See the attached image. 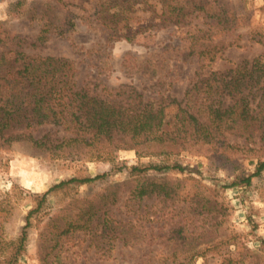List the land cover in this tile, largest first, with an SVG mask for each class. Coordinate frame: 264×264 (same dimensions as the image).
<instances>
[{
    "label": "rangeland",
    "instance_id": "rangeland-1",
    "mask_svg": "<svg viewBox=\"0 0 264 264\" xmlns=\"http://www.w3.org/2000/svg\"><path fill=\"white\" fill-rule=\"evenodd\" d=\"M68 18L74 26L69 27ZM0 22L27 37H34L48 23L47 40L39 46L26 44L27 53L73 59L79 85L88 81L100 83L99 88L130 84L150 99L170 95L181 100L199 67L196 51L206 45L228 44L223 57L211 65L222 72L245 59L262 56L264 60V0H0ZM49 129V125L39 126L34 135ZM258 146L259 142L254 145ZM258 155H264V150L238 152L233 161L223 163L188 151L140 157L133 149H119L93 159L51 158L29 141L16 140L10 149L0 150V212L7 214L3 234L8 240L17 237L26 215L40 202L18 264H205L201 256L173 258L167 234L180 225L184 234L199 233L194 237L199 236L201 249L210 246L204 243L209 237L222 244L207 253L208 264L219 263L220 252L228 250L240 260L238 264H264V171L253 176L250 184L243 180L255 171ZM173 162L186 170L149 173L174 182L175 202L144 199L141 205H148V213L139 216V223L145 227L137 224L136 231L128 233L136 236L127 241L118 238L110 251L103 252L83 234H58L59 226L64 227L63 215L75 217L81 205L112 183L122 184L112 208L114 216L133 218L126 206L130 184H124L130 167ZM103 173H107L103 179L68 183L43 198L62 180ZM52 217L58 225L47 223ZM117 226L121 231L122 225Z\"/></svg>",
    "mask_w": 264,
    "mask_h": 264
},
{
    "label": "trees",
    "instance_id": "trees-1",
    "mask_svg": "<svg viewBox=\"0 0 264 264\" xmlns=\"http://www.w3.org/2000/svg\"><path fill=\"white\" fill-rule=\"evenodd\" d=\"M66 21L69 27L74 26L71 18ZM49 31L48 23H44L34 37H27L12 32L0 22V150L10 149L16 140H27L51 158L93 159L99 153L133 149L140 157L169 156L188 151L217 158L223 163L233 161L238 152L264 150L262 56L245 59L222 72L211 65L218 57H223L228 44L206 45L196 51L199 67L181 100L170 95L150 99L142 89L130 84L99 88L100 83L88 81L79 85L73 59L29 54L24 50L26 44H43ZM60 33L65 32L60 30ZM42 125H49L50 129L39 137L35 136L34 130ZM230 136L234 139L231 140ZM237 139L243 142H236ZM258 142L260 146L254 147ZM256 157L255 171L243 178L247 184L251 183L253 176L264 171V155ZM130 169V178L124 184H130L126 206L133 218L114 216L112 208L119 201L122 184L112 183L81 205L75 217L63 215L64 227L59 226L58 234H83L98 250L110 251L114 240L127 241V237L136 236V232L128 233L132 229L136 231L137 224L145 227L143 222L139 223V216L148 213V205H141L144 199L160 197L167 201L173 198L175 202L177 190L174 182L165 177L159 180L149 171L184 172L186 167L173 162L134 165ZM105 175L107 173L62 180L50 187L43 198L49 191L65 184L91 183ZM40 207L39 202L28 212L21 232L10 240L3 234V220L7 214L0 212V264H18L26 249L31 216ZM204 207H207L206 203ZM2 208L0 206V211ZM54 221L52 217L47 223L51 226L59 224ZM117 225H122L121 231ZM42 231L46 236V229ZM184 231L185 227L180 225L167 234L174 259L180 255L201 256L208 264L207 253L222 247L209 237L204 243L210 246L201 249L197 241L199 236L194 237L199 233L191 230L184 234ZM204 236L201 238H206ZM262 244L264 246V240ZM220 255L222 260L216 264H238L240 261L229 250L220 252ZM174 262L163 264H183Z\"/></svg>",
    "mask_w": 264,
    "mask_h": 264
}]
</instances>
